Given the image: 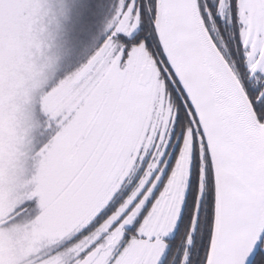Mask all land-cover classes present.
I'll use <instances>...</instances> for the list:
<instances>
[{
    "label": "rangeland",
    "instance_id": "obj_1",
    "mask_svg": "<svg viewBox=\"0 0 264 264\" xmlns=\"http://www.w3.org/2000/svg\"><path fill=\"white\" fill-rule=\"evenodd\" d=\"M114 1L112 5L113 0H0L4 19L0 29V222L22 206L32 205L31 215L0 229V264H29L36 238H66V252L52 264H75L98 245L104 253L97 264H111L110 256L117 251L116 264H125L127 255H136L139 249L136 245L121 248L122 229L113 225L145 186L132 180L137 173L133 160L147 147L152 133L149 121L153 128L159 100L166 103L167 99L158 73L138 113L123 116L103 130L86 122L85 105L95 81L116 63L108 34L127 28V18H120L123 0ZM222 23L221 29L234 21ZM215 38H221V31ZM215 46L226 60L223 39ZM104 48V56L82 79L85 68ZM61 62L63 71L39 100L45 128L37 140L34 112L27 103L46 74L57 71ZM140 129L143 133H134ZM122 150L126 156L113 168ZM129 176L132 194L130 182L126 183ZM86 201L91 208L99 207V212L115 203L119 210L102 222L100 235L77 243L73 237L91 213L90 208L84 211ZM64 226L68 231H63ZM103 234L108 237L95 243ZM40 260L38 264H51Z\"/></svg>",
    "mask_w": 264,
    "mask_h": 264
},
{
    "label": "snow or ice",
    "instance_id": "obj_2",
    "mask_svg": "<svg viewBox=\"0 0 264 264\" xmlns=\"http://www.w3.org/2000/svg\"><path fill=\"white\" fill-rule=\"evenodd\" d=\"M120 18H127V28L108 34L116 63L95 81L86 122L103 130L138 113L154 66L168 102L175 101V115L167 125L161 122L163 131L154 129L152 150L160 153L156 171H163L153 194L169 175L166 154L176 140L183 152H176L171 168L187 172L185 197L195 162L192 238L198 226H207L203 255L193 260L189 251L183 264H264V0H123ZM233 18L242 60L240 66L231 62V73L216 68L220 75L214 76L197 29L202 24L214 44L222 43V37L215 38L220 24ZM139 223L127 231L135 232ZM129 239L126 234L121 248ZM157 264H169L167 248Z\"/></svg>",
    "mask_w": 264,
    "mask_h": 264
},
{
    "label": "flooded vegetation",
    "instance_id": "obj_3",
    "mask_svg": "<svg viewBox=\"0 0 264 264\" xmlns=\"http://www.w3.org/2000/svg\"><path fill=\"white\" fill-rule=\"evenodd\" d=\"M107 40L111 41L110 39ZM106 42L107 41H105V43ZM105 49L106 48H104V50ZM152 72H153V76L150 86L152 85L153 82H155L158 74L154 66L152 67ZM86 76L87 75L81 78L84 79ZM161 83H163L164 85L163 80H161ZM163 85L162 87H164ZM154 96H156V94H154L152 98H154ZM159 99L161 98L159 97ZM166 101H167L166 103H163L161 100H159L160 104L157 107L156 110L157 116L154 121L156 124L154 123V126L152 128L153 130L152 133L150 134L147 147L144 150H141L140 152L138 151L137 154L138 153L139 154L138 155L136 154L133 160V167L137 168V173L136 176L132 178V180L135 181L136 184H139V182H145V186L141 190V192L137 193L138 194L137 197L129 203L127 210L124 212L119 222L114 223L115 226L119 225L120 228L122 229L120 233L121 238H124L126 234L127 236L131 237V239H129L125 245L127 246L136 245V247L139 248L136 255H134L133 253L127 255L125 264H157L161 255L165 253L166 248L169 254V264H183L182 257L187 258L189 251L192 253V250L196 242L195 239L204 238L203 231L200 233L201 228H203V225L198 226V230L196 233L193 234V238L191 232V227L195 224L194 219L190 221V215L192 211L194 195H195V185H196L195 162L193 163V175L188 183L186 197H185V180L187 176L186 170L183 173H181L176 169V167L171 168L175 159L176 152L177 151L183 152V148L181 147L179 149L180 145L176 140H174V142L169 145V152L166 154L167 156L170 157V159H168L167 161L169 167V175L164 178V181L163 180L161 181V185H158L157 191L153 194V190L156 188L158 181H160L161 179L160 172L163 171L162 167L160 168L159 172L156 171L157 166L160 164V153H158L155 150H152L153 138L155 136L154 129L161 128V122H163L164 125H167L168 117L170 115L171 116L175 115V101L173 100L172 103H169L168 99ZM160 120L161 122L159 123ZM161 131H163L162 128ZM134 133L140 134L143 133V131L141 129L135 130ZM173 136L178 137L179 132L178 131L174 132ZM144 143L145 140L142 141V146L144 145ZM124 156L126 155L122 150L118 154L114 162L115 164L113 168L117 165L119 160ZM179 159L180 157L177 156V160ZM153 172H156L155 177H153ZM166 174L167 171L165 175ZM130 179L131 176H129L126 179V183L128 184V182H130V184L127 186L131 188L129 191L132 194L131 190L133 187H131ZM97 195L99 196L98 193ZM146 196H148L146 203L135 214L134 212L136 211V209L139 207V205L142 203V201L145 199ZM125 198H127V195ZM149 199H151L150 204L147 203ZM83 206L85 209L84 211L90 208L89 211L91 210V213L89 215L88 220L82 225L78 233L73 237V241L77 240V243H82L86 239L93 238L95 235H100V227L102 222L104 220H107L108 218L111 217L113 218L117 214V211L119 210L117 208L118 206L116 203L110 204L107 208L102 209V212H99L100 210L99 207L95 208V206L94 207L92 206L93 208H91V206L88 205L87 201L84 203ZM141 212H143L142 217L140 216ZM137 219H140V223L138 225H135V232L127 231L128 227L134 225ZM77 223H79V221ZM63 229H64L63 231H68L67 226H64ZM130 231H134V228L130 229ZM141 236L143 238H140ZM107 237L108 235L103 234L100 237V239L96 240L95 243L97 244L102 243L104 241L103 238H107ZM153 237H155V239H153ZM65 239L66 238L34 239L36 245L41 244L44 245V247L35 245V249L32 254L33 257L29 258L28 263L38 264L39 260L41 259L40 260L41 262L47 260V262L52 264V261L58 259L57 258L58 255H62L66 252L67 246H66V242L64 241ZM189 243L192 244L190 249L187 248V245ZM59 244L61 245L63 244V245L60 246L59 248H56L57 246H59ZM97 248H100V245H98V247H96L95 249L92 248L93 250H91L87 255H85L84 258L78 260V262H76L75 264L80 263L83 259H85L91 252H93ZM57 251H59L60 253ZM103 253H104V249L102 248V253L100 257L102 256ZM113 255L114 254H111L110 256V263L116 264L117 258L116 261L113 262L112 260ZM100 257L97 259V261L94 264H97ZM192 257L193 256H191L190 259H192Z\"/></svg>",
    "mask_w": 264,
    "mask_h": 264
},
{
    "label": "trees",
    "instance_id": "obj_4",
    "mask_svg": "<svg viewBox=\"0 0 264 264\" xmlns=\"http://www.w3.org/2000/svg\"><path fill=\"white\" fill-rule=\"evenodd\" d=\"M114 4H115V1L113 0L112 5H114ZM113 7L114 6H112V9H113ZM104 8L107 10L108 6L106 5V6H104ZM233 21H234L233 25L231 24V26H228V28H222V29H221V27L224 25L221 22L220 27H219V31H221V37H222L223 42H224L226 49H227V50L226 49L224 50L227 54V57H225V58H227L226 60L228 61L229 64H231V62H233V61H236L237 66H240V61L242 60V54L238 50L239 49V41H238L239 25L236 23L235 18H233ZM62 71H63V65L61 62L60 68L57 69V71H56V69H54L53 72L50 71L49 73H47L46 77L44 78V81L41 84L37 85V87L35 88L33 93L30 94L31 97L29 98L30 101H28L27 107H29V110H32L34 112L33 115H34L35 123L37 126V130H36L37 140L40 139V137L42 136V133L44 132V128H45L44 124H43L42 116L39 114V100L41 99L43 94L50 88V85L53 84L56 76L61 74ZM42 141H41V143H42ZM30 205L31 204H26L17 212V213H19L21 211H24L22 216L19 217L18 219L25 217V215H29V213L31 215ZM31 207H32V205H31ZM202 231L204 234V238H196L195 239L196 242H195L194 248L192 250V256H193L192 259L193 260H196L199 257H201L203 255V252H204V246H205V242H206V233H207V226L206 225H203V228H201L200 233Z\"/></svg>",
    "mask_w": 264,
    "mask_h": 264
},
{
    "label": "water",
    "instance_id": "obj_5",
    "mask_svg": "<svg viewBox=\"0 0 264 264\" xmlns=\"http://www.w3.org/2000/svg\"><path fill=\"white\" fill-rule=\"evenodd\" d=\"M198 33L202 32V36L200 37V44L203 52L206 54L207 58L211 61V67L210 71L214 76H219L220 74L215 71L216 68H221L223 70L228 71L231 73V69L229 68L228 63L218 50V48L215 46V44L212 42L211 39L208 38V32L203 30V25H199L197 29ZM104 49L100 51V53L88 64V66L85 68V70L82 73L81 77H84L95 65V63L103 56ZM148 196L145 197V199L142 201V203L139 205V207L134 212L135 214L143 207V205L146 203ZM24 211H21L17 213L16 215L12 216L11 218L4 220L0 222V229L11 224L13 221H15L17 218L21 217ZM102 253V248H97L93 252H91L85 259H83L78 264H94L97 259L100 257Z\"/></svg>",
    "mask_w": 264,
    "mask_h": 264
}]
</instances>
